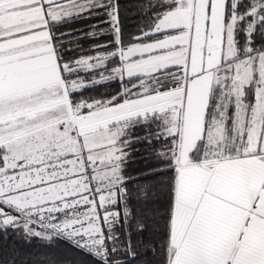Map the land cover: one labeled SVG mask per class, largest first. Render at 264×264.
Here are the masks:
<instances>
[{
    "label": "snow or ice",
    "instance_id": "obj_1",
    "mask_svg": "<svg viewBox=\"0 0 264 264\" xmlns=\"http://www.w3.org/2000/svg\"><path fill=\"white\" fill-rule=\"evenodd\" d=\"M154 9L126 40L119 0H0V229L123 264L111 256L114 226L131 217L125 149L154 125L161 167L145 175L164 179L138 200L166 197L165 264H264V0ZM81 17L100 21L89 37L110 39L66 59L72 32L60 28ZM108 80L120 81L115 95L76 98Z\"/></svg>",
    "mask_w": 264,
    "mask_h": 264
},
{
    "label": "trees",
    "instance_id": "obj_2",
    "mask_svg": "<svg viewBox=\"0 0 264 264\" xmlns=\"http://www.w3.org/2000/svg\"><path fill=\"white\" fill-rule=\"evenodd\" d=\"M157 2L158 0H119L121 26L126 40L128 37L139 35L140 29L147 30L152 15L160 9L148 11L147 15L145 11L151 9L152 5ZM243 2L247 3V0H243ZM99 22L95 17L91 19L81 17L68 20L63 24L60 28L61 32H72V35L64 37L65 51L63 54L66 59L93 54L95 51L90 48L92 43L100 45V43L108 42L110 36L107 33L98 35L96 38L88 36V33L92 31L101 32V28L93 29L91 27ZM103 26L108 27L106 24L101 27ZM155 38L161 37L158 35L152 37V39ZM68 41L72 43H68ZM258 43L259 41H257ZM89 74L81 71L79 75L84 77L87 82L93 78ZM96 78H98V74ZM120 90L119 80H108L100 84L89 85L81 90V94L76 98H107ZM156 131L154 125L134 128L131 133L133 143L125 149L129 153L124 164V175L129 178L126 187L129 192L128 207L131 210V217L127 226L122 220L114 226L113 234L120 237V240L116 242L120 250L111 256L112 260L122 261L123 264H165L166 260L162 248L166 239L163 218L167 209L166 197L161 195L158 202H153L147 207L142 200H138L139 191L143 186L155 184L158 180L164 179L162 176L145 175L161 167L156 163L154 155V151L159 148V142L152 135ZM149 136L152 138V143H149L148 139H143V137ZM138 137L142 139L137 140ZM6 210L8 211L5 207ZM12 214L15 215V213ZM141 218L146 227L144 231L138 232L136 229L138 220ZM105 233L107 234L106 227ZM129 233L134 256L124 250ZM106 243L111 250L112 242L106 241ZM0 264H98V261L92 254L75 247L63 237H53L51 240L35 236L28 237L22 229L17 231L8 228L6 231L0 229Z\"/></svg>",
    "mask_w": 264,
    "mask_h": 264
},
{
    "label": "rangeland",
    "instance_id": "obj_3",
    "mask_svg": "<svg viewBox=\"0 0 264 264\" xmlns=\"http://www.w3.org/2000/svg\"><path fill=\"white\" fill-rule=\"evenodd\" d=\"M161 38H162V37H161ZM103 44H104V43H100V45H103ZM110 50H111V49H109V51H110ZM95 54H96V53L94 52L92 55H95ZM85 56H86V55H85ZM89 75H90L91 77H93L91 73H90ZM98 78H99V76H98ZM98 78H97V79H98ZM6 211H7V210H6Z\"/></svg>",
    "mask_w": 264,
    "mask_h": 264
},
{
    "label": "crops",
    "instance_id": "obj_4",
    "mask_svg": "<svg viewBox=\"0 0 264 264\" xmlns=\"http://www.w3.org/2000/svg\"><path fill=\"white\" fill-rule=\"evenodd\" d=\"M102 28H105V26H103ZM95 44H93L92 43V46L90 47L91 49H93V46H94ZM88 50V49H87ZM89 55H92V54H89ZM89 55H86V56H89ZM83 56H85V55H83Z\"/></svg>",
    "mask_w": 264,
    "mask_h": 264
}]
</instances>
